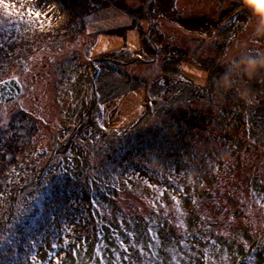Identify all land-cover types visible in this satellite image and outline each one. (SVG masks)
I'll return each instance as SVG.
<instances>
[{
	"label": "rangeland",
	"instance_id": "rangeland-1",
	"mask_svg": "<svg viewBox=\"0 0 264 264\" xmlns=\"http://www.w3.org/2000/svg\"><path fill=\"white\" fill-rule=\"evenodd\" d=\"M107 1V7L85 1L83 8L89 13L76 18L74 35L65 30L59 37L55 33V40L45 42L24 68H8V79L16 78L22 93L10 103L0 102L1 126L5 127L10 115L22 108L38 118L39 133L23 169L10 178L0 199V242L7 243L16 227L35 213L55 180L66 176L83 180L99 172L111 192L102 193L105 206H100L99 198L95 207L103 220L88 219L87 225H97L106 233L127 229L126 234L135 239L131 255L138 244L148 251L152 264H161L160 258L168 255L167 262L173 264H264V180L256 181L250 173L251 161L264 156V145L251 155L252 148L245 150L249 153L242 151L239 161L227 156L215 161L212 166L216 173L210 178V171L203 167L194 172L173 164H164L156 174L149 167L152 162L123 170L117 155L135 144L134 138L128 145V138L136 135L135 127L158 121L172 106L191 101L203 106L207 99L214 101L218 110L229 103L234 114L242 113L246 118L264 114L259 104H264V70L249 75L238 63L242 58L259 59L264 54V0H177L180 17L206 14L212 19L210 29H201L202 33L186 30L172 14H161L154 0ZM116 2H121V7ZM4 3L16 15L9 16L0 3L4 22L0 30L26 37L61 27L70 9L63 0ZM230 7L231 15L219 19L218 10ZM28 11L41 16L28 18ZM120 28H126L120 35L104 33ZM107 53L118 59L101 58ZM103 83L106 91L112 88V98L102 93ZM81 115L84 118L74 138L49 160L59 139L56 135L62 137L64 130L74 129ZM256 124L247 118L245 139L251 141L254 130L264 138V129ZM42 150L50 153L36 157ZM110 155L115 162L107 160ZM212 177L214 187L210 186ZM195 193L207 194L224 210L220 212L207 202L192 209L188 197ZM63 210L65 214L57 218L56 227L66 241L48 234V228L38 233L40 228L33 224L35 233L28 245L42 257L34 264H62L69 257L72 263H85L94 254V245L103 243L96 257L98 264H124L116 244L109 239L82 242L77 236L80 228L75 213L66 205ZM154 214L170 218L172 223L155 217L149 226L156 232L143 230L146 238L140 243L144 228L141 217L148 219ZM110 226L113 228L109 230ZM163 228L165 234L174 232L173 245H162ZM140 257L145 259L137 254L135 263H142Z\"/></svg>",
	"mask_w": 264,
	"mask_h": 264
},
{
	"label": "trees",
	"instance_id": "trees-1",
	"mask_svg": "<svg viewBox=\"0 0 264 264\" xmlns=\"http://www.w3.org/2000/svg\"><path fill=\"white\" fill-rule=\"evenodd\" d=\"M63 1L66 7L70 9H68V15L63 25L59 28L56 27L54 31L32 34L26 37L18 36L15 33L9 34V31L4 32L0 30V45H2L0 46V81L10 77L11 72L8 70L9 67L24 68L34 52L43 48V44L47 41H51V38H53L52 40L54 41L56 36H61L63 30H65L67 34L71 32L74 35L72 30L74 26H77L75 24L76 18L79 14L80 17L83 18L89 13L85 7L83 8L85 1L91 4L94 2V6H97V4L108 6L107 0ZM176 1L177 0H154V4L161 14H172L177 22L188 31L199 33L201 29H210V23L212 24L214 22L206 14L186 18L180 17L175 5ZM115 5L119 8L121 7V2H116ZM126 8H128L127 5ZM231 8L232 7L227 9L229 11H227L226 8L218 10V18L225 20L226 17L231 15ZM129 12L132 13L130 9ZM1 13L2 10L0 9V23H4ZM125 30L126 28H120L106 30L104 33L120 35L124 33ZM55 33L58 35L55 36ZM112 53H107L106 56L101 58H105L106 60L118 59ZM110 62L116 64V62ZM119 79L122 78L119 76ZM256 86L259 89L262 88L260 82H258V84L256 83ZM106 89L107 87L103 83V87L101 88L102 93L107 97L109 96L108 99L112 98V88L109 89V91H106ZM197 102L198 101H191L185 105L169 107L162 112L161 118L158 119V121H154L142 127H135L136 135L133 136L131 140L128 138V145L134 138L135 144L132 142L131 147L121 152L117 151L120 152L117 153V155L119 162L123 164L122 169L130 170L132 165L139 166L148 162H152V165L149 167H152L153 172L156 174L163 169L164 164L165 166L173 164L171 165L173 167H185L194 172L200 169V167H203V170L210 171V178L216 173L212 166L215 161H220L226 156L229 159L239 161L242 156V151L252 148L251 155L264 145V138L257 130L252 131L250 134L251 137L253 136L251 141L244 137V133H246L245 129H247V118L248 120L252 119L257 123V126L264 129V114H261V117L255 118L248 117L247 115L246 118L241 115L242 113L234 114V110L229 103H226V106L218 110L214 101L206 99L203 106H197ZM259 104L264 109V104H261V102ZM158 113H161V111L159 110ZM38 123L39 120L34 114L22 108L16 109L10 115L5 127L1 126L2 124L0 121V199L11 181L10 178L23 169V163L30 154L29 150L33 149L36 145L35 139L39 133ZM71 130L70 128L64 130V136L62 137L60 134L56 135L57 138H59L56 145L65 139ZM260 130L261 128H259V131ZM261 132L263 133L262 130ZM249 151H245V153H249ZM108 159L113 162L116 160L112 155L107 157V160ZM224 161L225 160H223L222 163H224ZM128 162H131L130 166L126 164ZM195 164L198 166L194 167ZM45 165L46 163L44 167ZM257 166L259 168V173L254 171V168ZM250 173L251 177L256 181L264 180V156L251 161ZM210 184L212 187L215 186L216 182L214 177H212ZM53 185L50 192L40 202V207L34 209L35 213L29 215L16 227L9 241L7 243L0 242V264H32L30 263L31 259L33 260V258H35L34 260H36L37 257L42 258L38 252H36L37 255H35V251L28 245L33 238L32 233H35L34 229H32L33 224L40 228L41 231H38V233L42 234L45 229L48 228V234L52 232L51 234L53 236L62 237V239L66 241L67 239L64 238L63 233L56 227L57 218L65 214L63 210L64 205L69 206L75 213V219L79 222L80 228L77 236L81 238L82 242L96 239L98 241V239L105 237V240L109 239L116 244L115 246L124 264H137L134 261V257L137 254L145 256V259L140 257L139 261H142V263L139 262L140 264H152V262H150L151 259L148 258L150 254L145 249V251L143 250V246L139 248L137 244V254L135 251L132 252V255L130 254L131 242L135 239L126 234L127 229L124 231H119V229L110 230L113 228L110 226L108 228L110 231L106 233L105 230H102V228L97 225H91L90 227L87 225L88 219L94 222H101L103 220L95 211V207L97 208L99 203L100 206H105V201L101 203L103 200L102 193L108 194L111 192L108 183L104 181L99 172L93 173L85 179L83 177V180H73L66 176L58 182L55 180ZM77 188H80V190ZM261 191L263 190L261 189ZM99 198L102 199L99 200ZM188 199L192 209L195 205H202L203 202H207L213 208L216 207L220 212L224 210L223 205L217 206V202L208 197L207 194L204 196V194L199 195L195 193V196H189ZM55 204L58 206L54 208ZM42 218L44 219L41 220ZM141 218L144 220V228L141 234L143 230L149 232V223L153 221L154 218L157 220L163 218L166 223H172L170 218H164L156 214L149 216L148 219H145L143 216ZM127 220L128 219H126L125 222H127ZM234 224L240 226V221L235 220ZM120 225V227H122L123 223ZM151 230V232H156L153 229ZM162 231L163 232L160 233L162 245H173L172 239L174 232L165 234L164 232H166V230L164 228ZM141 238L142 240H140V243H142L146 237L142 234L140 236V239ZM126 239L129 240L125 241ZM103 245L104 243L101 245L95 244L94 250H92L94 254L91 253L89 259L85 263H72V258L69 257L62 261V264H98L96 257L100 255ZM212 247L213 246H210V248ZM125 248L128 249L127 252H125ZM169 250L170 249H168V251ZM73 255L78 259L83 258V256ZM125 257H127V259H125ZM170 257L171 256L168 255V257L160 258L159 261L161 264H173L172 262H167V258Z\"/></svg>",
	"mask_w": 264,
	"mask_h": 264
},
{
	"label": "water",
	"instance_id": "water-1",
	"mask_svg": "<svg viewBox=\"0 0 264 264\" xmlns=\"http://www.w3.org/2000/svg\"><path fill=\"white\" fill-rule=\"evenodd\" d=\"M128 63H121V64L123 65V64H128ZM93 79H94V75H92V79H91L92 80V82H91L92 86H93ZM21 93H22V85L16 78H10V79H6V80H3V81H0V102L1 103H10V102L16 100L20 96ZM75 130H77V129H75ZM72 136H73V134L71 135V137ZM64 142L60 143L53 150V152L51 153L52 156L54 155L56 150L62 144H64ZM46 152H47V150H42L41 153L37 151L36 152V157H41V156L45 155ZM47 164H49V163H47ZM45 169H46V167H44L41 176L44 174V170ZM34 183H36V181Z\"/></svg>",
	"mask_w": 264,
	"mask_h": 264
},
{
	"label": "clouds",
	"instance_id": "clouds-1",
	"mask_svg": "<svg viewBox=\"0 0 264 264\" xmlns=\"http://www.w3.org/2000/svg\"><path fill=\"white\" fill-rule=\"evenodd\" d=\"M240 65H243V70L246 74H253L257 70H264V54H262L261 58H242L239 62Z\"/></svg>",
	"mask_w": 264,
	"mask_h": 264
},
{
	"label": "snow or ice",
	"instance_id": "snow-or-ice-1",
	"mask_svg": "<svg viewBox=\"0 0 264 264\" xmlns=\"http://www.w3.org/2000/svg\"><path fill=\"white\" fill-rule=\"evenodd\" d=\"M21 2H22V0H21ZM0 3H3L4 9H5L6 13H7L9 16L16 15L15 12L9 11V4H8V3H4V0H0ZM11 7L14 9V8L16 7V5L13 4ZM40 16H41V13H39V12H33V11H28V12H27V17H28V18H31V17L39 18ZM21 18L23 19L24 17L22 16ZM0 46H2V45H0ZM181 226H183V224H181ZM151 231H152V230H151V228H150V229H149V232L151 233ZM52 247L55 248L56 245H52ZM149 247H151V245H149ZM124 250H125V252H127L128 249L125 248ZM34 259H35V258H33V264H34ZM125 259H127V257H125ZM250 259H251V258H250Z\"/></svg>",
	"mask_w": 264,
	"mask_h": 264
},
{
	"label": "flooded vegetation",
	"instance_id": "flooded-vegetation-1",
	"mask_svg": "<svg viewBox=\"0 0 264 264\" xmlns=\"http://www.w3.org/2000/svg\"><path fill=\"white\" fill-rule=\"evenodd\" d=\"M84 117L81 115L80 117H79V120H78V123H77V125L74 127V129H72L71 130V132L69 133V135L65 138V139H63L60 143H62V142H64V144H62L60 147H59V149H61V148H63L65 145H67V143H69L73 138H74V135L76 134V132H77V130L79 129V126L81 125V122H82V119H83ZM75 129H77V130H75ZM75 130V131H74ZM73 134V136L71 137V135ZM60 143H58L55 147H52V150H51V153L53 152V150L60 144ZM57 151V150H56ZM47 153H50L48 150H47V152H46V154L45 155H43L42 157L44 158L46 155H47ZM51 153H50V156H49V154H48V158H49V160H51L53 157H54V155L52 156L51 155ZM55 154V153H54ZM48 160V162H46V164L47 163H49L50 161Z\"/></svg>",
	"mask_w": 264,
	"mask_h": 264
},
{
	"label": "bare ground",
	"instance_id": "bare-ground-1",
	"mask_svg": "<svg viewBox=\"0 0 264 264\" xmlns=\"http://www.w3.org/2000/svg\"><path fill=\"white\" fill-rule=\"evenodd\" d=\"M152 22V21H151ZM67 137V136H66Z\"/></svg>",
	"mask_w": 264,
	"mask_h": 264
}]
</instances>
